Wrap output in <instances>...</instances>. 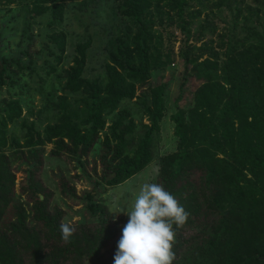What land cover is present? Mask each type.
<instances>
[{
  "label": "trees",
  "instance_id": "trees-1",
  "mask_svg": "<svg viewBox=\"0 0 264 264\" xmlns=\"http://www.w3.org/2000/svg\"><path fill=\"white\" fill-rule=\"evenodd\" d=\"M66 1L81 0H34L32 12L49 14L51 20L47 27L53 29L62 19ZM116 1V13L131 21L137 28L136 33L127 35L132 28L126 27L128 33L125 30L117 36L114 34L116 43L109 42V62L97 77H84L88 45L78 46L72 65L62 76L65 82L57 81V89L49 87L51 90L44 96V99L48 95L53 98L54 92L63 91L56 95V106L47 107L58 121L34 136L29 135L25 143L12 135L7 138L8 123L21 116L18 105L10 103V112L0 123V149H20L24 144L35 154L36 147L56 142L60 146L67 144L75 155L88 153L104 130L105 117L112 116L122 101H131L137 86L148 85L151 70L171 64L170 55L160 51V41H155L150 34L152 29L147 27L146 18L152 7L166 6L185 23L183 14L188 0ZM204 1L214 3L212 10L226 11L229 4H234L235 8L228 11L232 24L242 17V10L237 6L244 0ZM251 1L255 5L246 7L245 27L257 22L260 12L264 13V0ZM181 28L188 41L185 25ZM230 30L236 44L245 39L250 44L246 50L228 55L221 66L216 58H209L194 67L198 79L205 81L193 96L194 124L183 134L177 115L172 116L179 140L178 151L159 160V184L190 213L184 226H174L173 264H264V29L261 32L257 29ZM122 34L126 37H121ZM56 43L62 54L64 39H56ZM152 44L156 46L154 51ZM182 56L186 66L197 63L185 53ZM15 62L19 64L18 58L0 60V86L6 78H12L8 72ZM200 65L220 71L222 75L215 79L212 73L200 71ZM165 91V83L142 90L145 99L150 98V104L144 105L149 123L142 124L145 131L134 150L127 147L134 129L132 123H124L127 111L119 113L117 118L112 116L109 131L101 141L102 180L107 185L115 186L129 180L153 160L154 135L159 137L165 112ZM9 165L8 157L1 154L0 264H64L67 261L113 264L115 252H103L105 247L116 246L123 226L120 221L112 222L106 209L93 201L91 193L86 195V206L96 217L97 227L75 228L72 242L68 244L60 238V215L53 214L46 196L41 198L38 194L42 188H34L35 200L29 202L32 204L29 210L23 205L15 210L11 220L3 222L15 182ZM195 171L203 174L196 184L192 182ZM199 213L204 215L203 219L207 217L203 223L196 220ZM199 224L201 227L196 233L193 228ZM186 228L192 234H186Z\"/></svg>",
  "mask_w": 264,
  "mask_h": 264
},
{
  "label": "rangeland",
  "instance_id": "rangeland-1",
  "mask_svg": "<svg viewBox=\"0 0 264 264\" xmlns=\"http://www.w3.org/2000/svg\"><path fill=\"white\" fill-rule=\"evenodd\" d=\"M213 4L204 0H188L183 14L185 23L166 6L158 9L152 7L146 18L147 27L152 29L150 34L154 35L155 41H160V51L170 55L171 64L151 70L148 85L142 87L143 89L137 86L135 97L131 101H122L112 116L117 118L119 113L127 111L124 123L130 122L134 127L127 147L134 150L145 131L142 124L149 123L144 114V105L150 104V98L147 96L145 99L141 92L148 86L166 84L163 95L165 112L160 122L159 137L155 138L154 135L151 163L119 185H107L102 180L101 141L109 131L112 116L105 117L104 130L99 134L94 148L88 153L75 155L67 144L60 146L56 142L46 143L43 148L36 147L35 154H31L24 144L20 149H0V155L5 154L8 157L9 168L15 176L13 197L2 216L3 222L11 220L15 210L23 205L29 210L32 207L29 202L35 200L34 188L39 187L42 192L39 191L38 194L42 195L41 198L46 196L50 211L56 216L58 212L61 222L67 218L77 229L80 226L97 227L96 217L91 215L86 206V195L91 193L93 201L99 202L106 209L112 222L120 221L121 226L125 225L121 220L127 221L128 217L120 214L121 209L124 212L130 209L141 184L159 183L160 158L178 151L179 140L175 135L172 116L177 115L183 134L188 133L194 124L193 96L198 87L205 83L203 78L198 79L194 67L209 58H216L221 66L228 55L247 49L250 42L245 39L243 43L236 44V38L230 29H257L258 32L264 29L263 12L259 13L257 22L248 24L247 27L243 25V17L248 13L246 7L255 5L251 0H244L241 5H236L242 10V17L235 24H232L231 17L228 16V11L235 8L234 4H229L226 11L221 8L212 10ZM64 5L62 19L51 29L47 27L51 20L49 14L37 15L32 12L34 0H0V60H19V64L15 62L8 72L12 78H6L0 86V123L10 112V103H16L21 111L19 118L13 123H8V139L12 135L21 143H25L24 139L29 135L34 136L42 132L47 125L56 124L58 117L50 113L47 107L56 106V95H61L63 91L54 92L53 98L48 95L44 99V96L51 90L49 87L53 86L55 91L57 81L65 82L62 76L72 65L78 46L88 45L84 77H97L105 71V65L109 62V42L113 40L112 42L116 43L114 34L124 33L126 27L132 28L130 33L126 30L127 35L136 33L137 28L133 23L116 13V0L66 1ZM195 13H199V17L195 16ZM189 15L196 18L188 17ZM184 25L188 32V41H185L181 32ZM120 36L126 37L124 34ZM62 38L65 49L61 54L56 39ZM152 46L153 51L156 50V46ZM184 53L188 59L197 63L186 66L182 56ZM201 65L199 70L212 73L215 79L222 75L220 71H213ZM32 69L35 73H32ZM52 83L54 85H51ZM31 128L33 131H30ZM202 176L200 171H195V180L192 182L196 184ZM203 216L199 213L196 220L203 223L207 218L203 219ZM117 224L119 225L118 222ZM200 224L193 228L194 232H199ZM184 232L191 233L188 228ZM106 249L107 247L104 254H107L106 251L112 254L116 251V246ZM64 264L76 263L67 261Z\"/></svg>",
  "mask_w": 264,
  "mask_h": 264
},
{
  "label": "clouds",
  "instance_id": "clouds-1",
  "mask_svg": "<svg viewBox=\"0 0 264 264\" xmlns=\"http://www.w3.org/2000/svg\"><path fill=\"white\" fill-rule=\"evenodd\" d=\"M128 217L116 244L113 264H173L175 228L185 225L190 213L159 183L140 185L131 207L121 213ZM60 238L71 243L76 231L65 218Z\"/></svg>",
  "mask_w": 264,
  "mask_h": 264
}]
</instances>
